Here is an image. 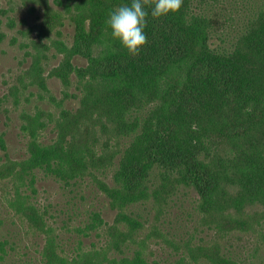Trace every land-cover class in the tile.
Here are the masks:
<instances>
[{"label": "trees", "instance_id": "1", "mask_svg": "<svg viewBox=\"0 0 264 264\" xmlns=\"http://www.w3.org/2000/svg\"><path fill=\"white\" fill-rule=\"evenodd\" d=\"M19 1L73 31L0 98L24 147L0 133V264H264V0H183L136 56L105 23L132 0Z\"/></svg>", "mask_w": 264, "mask_h": 264}, {"label": "rangeland", "instance_id": "2", "mask_svg": "<svg viewBox=\"0 0 264 264\" xmlns=\"http://www.w3.org/2000/svg\"><path fill=\"white\" fill-rule=\"evenodd\" d=\"M79 0H50L51 7L66 16V9L73 11ZM43 11L38 7L24 4L19 0H0V98L7 93L8 88L15 84L17 76L24 74L30 64V56L39 55L41 67L48 71L56 66L59 61L57 49L61 43L70 41L72 35V25L65 21V25L56 30H49L46 25ZM73 63L84 65L80 59H75ZM25 79H26V75ZM47 87L50 96L60 97L62 87L58 80L50 78L47 80ZM75 105L74 100L66 103L70 108ZM47 103H42L43 108L50 107ZM5 107L13 109L9 104ZM52 107V106H51ZM5 134V141L8 145V154L12 158H18L23 155V140L18 131V120L14 114H10L7 120L0 113V133ZM44 189L47 194L43 193L40 186L42 200L53 204H64L60 198L57 187L54 184H45ZM45 198V199H44ZM93 203L102 210L106 221H111L113 213L108 210L102 198H98ZM89 204V202H87ZM263 207L250 206L246 212L250 214L263 213Z\"/></svg>", "mask_w": 264, "mask_h": 264}, {"label": "clouds", "instance_id": "3", "mask_svg": "<svg viewBox=\"0 0 264 264\" xmlns=\"http://www.w3.org/2000/svg\"><path fill=\"white\" fill-rule=\"evenodd\" d=\"M182 4L183 0H132L130 6L121 5L110 11L105 23L110 27L113 39L119 40L132 56H136L147 43L146 18L177 13Z\"/></svg>", "mask_w": 264, "mask_h": 264}]
</instances>
